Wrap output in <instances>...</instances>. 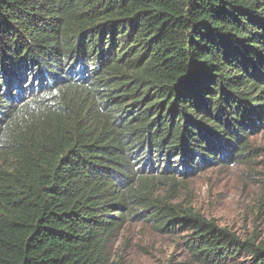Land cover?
I'll list each match as a JSON object with an SVG mask.
<instances>
[{
  "label": "trees",
  "instance_id": "obj_1",
  "mask_svg": "<svg viewBox=\"0 0 264 264\" xmlns=\"http://www.w3.org/2000/svg\"><path fill=\"white\" fill-rule=\"evenodd\" d=\"M263 130L264 0H0V264H107L129 221L264 264L170 194Z\"/></svg>",
  "mask_w": 264,
  "mask_h": 264
},
{
  "label": "rangeland",
  "instance_id": "obj_2",
  "mask_svg": "<svg viewBox=\"0 0 264 264\" xmlns=\"http://www.w3.org/2000/svg\"><path fill=\"white\" fill-rule=\"evenodd\" d=\"M250 146L253 152L246 159L213 165L181 183L170 193L172 201L241 239L262 234L264 130L250 137ZM191 232L129 221L109 241L107 264H206L187 246ZM247 259L240 255L226 264H247Z\"/></svg>",
  "mask_w": 264,
  "mask_h": 264
}]
</instances>
